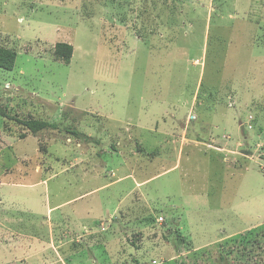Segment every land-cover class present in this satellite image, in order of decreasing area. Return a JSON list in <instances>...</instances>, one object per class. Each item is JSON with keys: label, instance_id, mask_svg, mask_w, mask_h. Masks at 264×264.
Segmentation results:
<instances>
[{"label": "rangeland", "instance_id": "1", "mask_svg": "<svg viewBox=\"0 0 264 264\" xmlns=\"http://www.w3.org/2000/svg\"><path fill=\"white\" fill-rule=\"evenodd\" d=\"M0 47V264H264V0H0Z\"/></svg>", "mask_w": 264, "mask_h": 264}, {"label": "trees", "instance_id": "2", "mask_svg": "<svg viewBox=\"0 0 264 264\" xmlns=\"http://www.w3.org/2000/svg\"><path fill=\"white\" fill-rule=\"evenodd\" d=\"M73 54V46L65 42H58L55 44L53 55L54 59L68 64ZM16 53L15 51L7 48L0 47V68L4 70H12L15 63ZM20 123L24 125L30 132L37 133L48 127H55L53 123H49L43 120L27 119L21 120ZM80 134L78 132H73Z\"/></svg>", "mask_w": 264, "mask_h": 264}, {"label": "crops", "instance_id": "3", "mask_svg": "<svg viewBox=\"0 0 264 264\" xmlns=\"http://www.w3.org/2000/svg\"><path fill=\"white\" fill-rule=\"evenodd\" d=\"M36 152L39 154V150H37ZM23 156H25V155H23ZM34 169H35V172H40V171H41V168H40V166H38V165H36ZM54 169H55V167L52 166V167L50 168V171L53 172ZM59 171H61V172H59ZM51 172L46 173V174L43 176L44 178L41 177L40 180H38V182H36V183H38V184H42V185L45 186V192H46V193L48 192V186H47L48 181L51 180V178H52V179H53V178H56V177H58L59 174L64 173V170H61V168H60V170H57V171L54 172L52 175H50ZM50 177H51V178H50ZM73 181H74V179H73ZM36 183H34V184H32V185H29V186L33 187V186L37 185ZM16 185H21V186H22V184H16ZM23 186H24V185H23ZM62 205H63V203H57V204H55V205H53V206H51V207L47 205V212L51 211V213H52V212H54V211H57V210H59V209L62 207ZM3 214H4V212L0 214V231H1V232L5 230V227H7V226H4V225L2 224V220H3L2 215H3ZM56 220L59 221L58 218H57ZM50 221H52V220H50ZM6 231H7V230H6Z\"/></svg>", "mask_w": 264, "mask_h": 264}]
</instances>
